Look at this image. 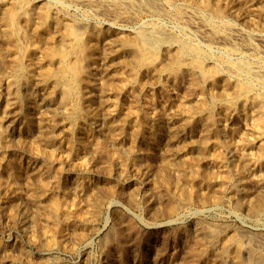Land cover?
Segmentation results:
<instances>
[{"label": "bare ground", "instance_id": "6f19581e", "mask_svg": "<svg viewBox=\"0 0 264 264\" xmlns=\"http://www.w3.org/2000/svg\"><path fill=\"white\" fill-rule=\"evenodd\" d=\"M0 7H6L0 18V84H6V100L24 101L22 94L28 80L40 87L38 92H34L35 105L25 102L27 143L23 149L33 166L20 183L2 152L3 147H11L13 138L0 116V190L7 192L0 208L5 216L16 219L20 225L31 222L35 232L30 236L32 241L46 239L52 248L74 251L79 240L90 231H81L77 227L88 229L102 208L96 186L88 181L98 155L104 157L109 166H119L121 175L130 169L132 173L127 174V179L135 183L140 179L154 180L156 174L149 168L147 160L149 157L158 159L164 165L162 178L167 190L164 187L163 193L154 189L152 193L142 192L140 201H131L143 209L152 208L157 214L162 203L167 205L170 214H175L202 200H208L215 207L237 201L240 202L237 208L251 216L264 213V0H0ZM137 13H143L146 20L132 22V16ZM230 15L244 24L232 21ZM102 18L104 24L101 23ZM165 20L170 24H165ZM118 29L121 31L113 41L104 33L105 30ZM195 35L201 40H196ZM37 36H43L51 43V46L46 43L49 48L43 57L38 55ZM3 42L9 45L6 52L1 48L5 45ZM42 46L41 49L44 48ZM119 52H127L135 58L138 63L135 74L146 82L158 84L163 91L159 95L147 93L140 100L125 94L119 101L105 99L101 108L96 109L92 92L101 80L103 67L97 65V56L105 59ZM4 54L12 58L2 66ZM182 84L190 86L189 94L180 95L175 91ZM8 109L10 111L11 108ZM120 109L125 111L120 121L122 129L132 128V137L143 143L149 137L147 123L152 128L164 117L173 148H162L154 141L149 151L133 148L132 143L133 147L124 149L111 147L103 139L108 133L105 120ZM140 110L144 111L147 123L139 118ZM214 113L218 114L220 129L215 124ZM172 120H176V126L171 124ZM86 127L91 131L89 143L78 139ZM64 149L68 150L66 157L62 156ZM228 152L236 158L233 172L228 169L231 163ZM63 157L84 175L83 180L73 179L68 184L62 179L58 168L64 161ZM54 163L60 166L55 168ZM190 177H197V188L202 194L197 195L199 198L182 185V181ZM20 196L26 197L31 212L18 202ZM64 217L71 225L68 230L59 229ZM196 231L205 237L199 244L204 253H217L218 261L239 264L242 261L241 242L245 238L252 254L249 264H264V233L203 223ZM113 236L115 241L121 239L117 230ZM146 239H141L138 245L147 244ZM204 253L197 257L200 264H208ZM15 254L11 260L16 263L18 256ZM109 259L106 257L104 264H109Z\"/></svg>", "mask_w": 264, "mask_h": 264}, {"label": "rangeland", "instance_id": "374dc122", "mask_svg": "<svg viewBox=\"0 0 264 264\" xmlns=\"http://www.w3.org/2000/svg\"><path fill=\"white\" fill-rule=\"evenodd\" d=\"M5 8L6 7H0V18L2 17V12L5 10ZM230 16H229V18H231L232 21H234L236 23H239L240 25H243L244 24L240 19L235 18L232 15H230ZM35 17L36 16L34 15V19H36ZM235 19H236V21H235ZM138 20H146L144 18V14L143 13L142 14L141 13H139V14L137 13V14L134 15V17L132 16V20H131L132 22L135 23ZM168 22H169V20H165L164 21L165 24H170V22L169 23ZM101 23L104 24V19L103 18H102ZM246 27L247 28H250L249 26H246ZM119 31H121V29L120 30L118 29L117 31L105 30L104 33H106L108 36L110 35L108 38L111 37L110 38L111 39L110 41H113L115 39V36L117 35V32H119ZM42 38H43V40H42ZM195 38H196V40H198V39L201 40V38L198 35L197 36L195 35ZM36 39H37V41L39 40L38 43H39V46H40V50H39L38 55H40L39 57H43L44 51H46L49 48V46H48L49 44L51 46V43H49L48 40L45 41L47 38H45L43 36H37ZM2 44H5L4 45L5 47L3 45H1V48L2 49L5 48L4 49V52H6V50H7L6 48L9 45L6 42H3ZM41 46L44 47V48L41 49ZM45 46H46V48H45ZM119 56H120V58H119ZM11 58H12L11 56H9V55L6 56V54H4V57H3L2 62H1V64L3 63L2 66L3 65H7V63L10 61ZM123 58H125V59L123 60ZM96 60H97V65L103 66L102 67V71H100L101 80H100V82H98L97 84H95L94 89H93V92H92L93 93L92 94L93 105L95 106L96 109H100L101 108V105H102V103H103V101L105 99H109L110 101H119V100L123 99V96L125 94V95H129L131 98L132 97L133 98L135 97V99L140 100V98H142L143 96L147 95V93H148V95H150V94H155V95L158 94L159 95L163 91L162 89L159 88L158 84H156V83L153 84L151 82H146L145 80L141 79L139 76H137L135 74L134 70L137 68L138 63H137L136 59L133 58L127 52H119L115 56L109 57V58H105V59H104L103 56L98 55ZM128 63H129V65H128ZM119 68L121 69L120 71H119ZM116 72H118V73L116 74ZM134 77H135L136 80L134 79ZM127 78H129V79H127ZM122 79H126V80H122ZM142 81L143 82H146V83L144 84ZM111 82H113V83H111ZM33 84H34V87H33ZM122 86H124V87L122 88ZM152 86L154 88H152ZM176 88L177 89H175V91L178 94H180V95H187V94L190 93V86L189 85L182 84V86L180 85V86H177ZM39 89H40V87H39V85L36 82L31 81V80H28L27 81V84H26V89L24 90V92L22 94L24 101L18 100L19 101V103H18L17 100H11V99L10 100H6V99H8L6 84L5 83L0 84V99H1L0 100V104H1L0 105V116L3 119L4 125H6V126L8 125L9 133H10V135L13 138L11 147L10 146L9 147H3L2 148V152L5 153L4 155L7 156L9 168L11 169V172L12 173L15 171L13 174H14V177H15L16 181L19 182V183L24 180L25 175H26V172L29 170V168L31 166H33L32 162L30 161V158L27 156L26 152L23 149L24 143L25 144L27 143V139H26V136H25V133H24L25 121L28 118L27 117L28 116V113H27V109H26L27 107H26L25 102H29V104L31 106L35 105L36 98H34V97H35V93L38 92ZM129 89L132 90V91H130ZM4 95L6 96V98H5ZM97 97H98V99H97ZM117 97H118V100H117ZM32 103H34V104H32ZM22 105H24V106H22ZM15 107H16V109H15ZM8 108H11L10 111H9ZM4 112H6V113H4ZM144 114H145L144 111L143 110L142 111L140 110V112H139V118L142 121H145L146 120V116ZM112 115H114V116H112ZM112 115H109V116L106 117L105 123H106V126H108V130H107L108 133L105 134L106 136L105 135L103 136V139L104 140L106 139L105 141L111 147H117L118 146L117 148L124 149V148H129L130 146L133 147L132 146V144H133L134 145L133 148H139L142 151H149L151 149L152 143L154 141V142H157L158 144H160V146L162 148H166L168 150L173 148V146L169 143V137H168V133L166 131L167 130L168 123L166 122V119L164 117H161L159 119V121L152 128L145 121L147 123V136H149V137L143 143V142H139L138 140H136V139H134L132 137V135L134 133V132H132L133 131L132 128H128V129L123 128L122 129V124H121L122 121L121 120L125 116V111L124 110H121L120 109V110L114 112ZM213 115H214L215 120H216L215 121V124H216L217 128L220 129L221 126H220V122L218 121V116H217L218 114L217 113H214ZM118 119H119V121H118ZM20 121H22V122L20 123ZM174 121L176 122V120H172L171 121V124L176 126L177 124ZM148 127H149V129H148ZM156 127L159 128V129H157ZM86 128L84 129L83 134L81 133L79 135V138H78L79 141H81L83 143H85V142L86 143H89L91 141V135H90L91 134V131H90L89 128H87V129ZM110 128H112V129L110 130ZM148 131H149V133H148ZM156 131H158V132H156ZM57 132L58 133H61V130L57 129ZM163 132H165V134ZM109 133H111V134H109ZM114 135H115V137H114ZM24 136H25V138H24ZM127 136H128V138H127ZM150 136H152V137H150ZM165 137H166V139H165ZM133 140L135 142H133ZM120 142H121V144H120ZM130 143H132V144H130ZM137 145H138V147H137ZM22 152H23V154H22ZM64 155H65V157L68 155V150L67 149H64V151L62 153V156H64ZM227 155H228V158H229V160L231 162L230 165H229V167H228V169L231 172H233L236 169V163H235L236 162V158H233L235 156H233L231 152L230 153L228 152ZM65 157H63L64 158V161L61 164V167L60 168H58L60 166L59 164L54 163V167L60 169V176H62V179L63 180L65 179L64 181L67 182L68 184L73 179L83 180L84 175L81 172H79V170L76 169V167L74 166V164H72V162L70 163V161H67L65 159ZM100 157H102V156L101 155L100 156L98 155L96 157V159L94 161V169L88 175V178H89L88 181L92 185H95L96 186L95 188L99 192V196H100L99 197V200L101 202L100 203V206L102 208H100V213L98 215L99 217H97V219H95L92 222L91 226L88 229L86 227H82V226H78L77 227V229L78 230H81V231L82 230H90V231H88V233H86V235H84L82 237V239L79 240L80 243L79 242L77 243L76 249H74V251H68L65 248H59V249L58 248H52V247H50V244L51 243L49 241H47L46 239H40L38 241H32V239L30 238V236H32L35 232H34L33 226L31 225V222L27 221L25 224L20 225L16 221V219L5 216L2 213L1 208H0V229L2 228L0 230V249H1L0 250V264H43V263L44 264H50V263L51 264H68V263L69 264H97V263L98 264H104L106 262V257H110L109 264L110 263L111 264H130V263L131 264H142V263L143 264H151V263L152 264H166V263L167 264H176V262H177V264H200L201 262H198V260H197L198 258L197 257L199 255H201L202 253H204V251H203L201 245H199V244H201L205 240V237L201 233H196L197 232L196 230L200 227V224L201 223L208 224V225H212L213 227L220 226V225H228V226H230L232 228H235V229L249 228V229H252L254 231H258L260 233H264V222H263L264 221V213L261 214V215H259V216H257V217L256 216H251L247 212H246L247 213L246 214L245 211L237 208L239 206L238 204L240 203V202H237V201H234L231 204L218 205V206L215 207L210 202H207L208 200H206V201H203L202 200V201H199L197 203L195 202V204L192 205V208H191V206L184 207L181 210H179L178 213L176 212L175 214H170L168 212V208H167V205L165 203H162L161 205H159L160 211H159L158 214L155 213L154 212L155 210L152 209V208H148V210L147 209H143L142 207H140V206H138L136 204H133V202L135 200H138V201L141 200V197H142V194H143L142 192H148L149 191V193H152V192H154V190H158L159 192L163 193V192H165V189L167 190V187L164 186V179L162 178L163 173H164V170H165L164 169V165L158 159H151L149 157L148 160H147V164H149L148 165L149 168L156 174V177L154 178L155 181L154 180L153 181L151 180V181L148 182V181H143V180L140 179V180H138L135 183V182L129 181L127 179L129 177L128 175H130V173H132L130 169H128V170L126 169L123 172V175H121V171H120V167L119 166H113V167H111V166H109L107 160L104 157H102V158H100ZM11 160H12V162H11ZM101 163H102V165H101ZM29 164H30V166H29ZM67 165H68V167H67ZM71 165H73V166H71ZM69 166L71 167V169L69 168ZM100 166H101V168L103 167L102 170H101V168H98ZM72 168H74L75 170L72 169ZM96 168H98V169H96ZM200 168L202 170V167H200ZM94 171H95V173H94ZM113 171H114V173H113ZM108 172H109V174H107ZM16 175L18 177H16ZM19 175L22 176V177L20 178ZM112 175H114V176H112ZM93 177H94V180H93ZM68 179H69V181H68ZM122 179H124L125 181L122 180ZM112 180L113 181L115 180V181L113 182ZM187 180L182 181V185L185 188L190 189L191 192L193 194H195L197 198H199L202 194H200L201 192L198 191L199 189L197 188L198 187L197 177H190ZM157 182H159V183H157ZM195 182H197V183H195ZM135 184H137V185H135ZM98 185H99V188H98ZM164 187H165V189H164ZM152 189H154V190H152ZM125 190H126V192H125ZM107 191H108V193H106ZM5 192L6 191L4 189H1L0 190V207H1V205L3 206V201L7 197V192L6 193ZM195 192H197V193H195ZM197 195H200V196H197ZM25 198H26L25 196H20L18 202L21 203L22 205H25V207L28 208V210L31 212L32 211L31 205L28 202V200L25 199ZM127 198H128V200H127ZM115 199H116V201H115ZM125 200H127V201L125 202ZM131 201H133V202H131ZM161 206L162 207L164 206V207L162 208ZM192 210H198V211H192ZM238 211H239V214H238ZM120 212L123 213V214H121ZM163 212H165V213H163ZM116 214H118V215H116ZM152 215L153 216L155 215V217H153ZM238 215H240V216H238ZM150 216H152V217H150ZM213 216H215V217H213ZM120 217H122V218H120ZM138 217H140V218L138 219ZM176 217H177V219H176ZM5 218L6 219L8 218V219L6 220ZM154 218H155V220H154ZM169 218H171V219H169ZM248 219H250V220H248ZM8 221L10 222V225L7 224V223H9ZM149 222H151V223H149ZM11 223L13 225H11ZM123 223H125V224H123ZM154 224H156V225H154ZM179 224H180V226H179ZM250 225H252V226H250ZM255 226H256V228H255ZM259 226H261V227H259ZM23 227H24V229H23ZM70 227H71V225L69 224V222L67 221V219L65 217L62 218L59 229L60 230H63V229H67L68 230ZM133 227H134V229H133ZM148 227H149V229H148ZM8 229H9V231H8ZM10 230H12V231H10ZM115 230L118 231V233H119V235L121 237V239L118 240V241H115L114 240L113 234H114V231ZM30 231L32 233H30ZM200 236H201V238H200ZM23 238H24V240H23ZM141 239H144V240L146 239V242H147L148 246H147V244H145L144 246L140 247L138 245V242ZM88 241H90V242L88 243ZM132 241H133V243H132ZM246 241L247 240L245 238H242V242H241L242 243V252H241V260L242 261H240L239 264H249V263H251L250 261H252V254L249 251V249L247 248L248 247V241L247 242ZM176 242H177V244H176ZM1 244L2 245L4 244V245L2 246ZM18 244H20V245H18ZM244 244H246V245H244ZM64 245H67V242H64ZM20 246H23V247H20ZM37 247H39V248H37ZM113 247H114V249H113ZM104 249H107V250L104 252L103 251ZM117 249H118V251H117ZM160 249L161 250L163 249V250L161 251ZM194 249H196V250H194ZM53 250H54V252H53ZM158 250H160V251H158ZM188 251H191V252H188ZM230 251L231 250L229 249L228 252H230ZM179 253H181V254H179ZM14 254L16 255V257L18 256L17 257L18 260L16 261V263L15 262H12V260H11L12 255H14ZM204 254H205L206 261H208V264H225V263L228 264L227 263V260H222V261L219 260L218 261L219 256H218L217 253H213V252L208 251L207 253H204ZM58 256H60V257H58ZM50 257H51V259H50ZM53 257L56 260H54ZM45 258L46 259H49L50 261L49 260H46V262H45L44 261ZM23 259H26V261L23 260ZM41 259H43V260L42 261H39ZM70 260H72V261H70ZM243 261L246 262V263H244Z\"/></svg>", "mask_w": 264, "mask_h": 264}]
</instances>
